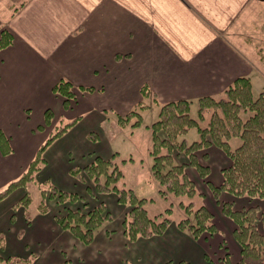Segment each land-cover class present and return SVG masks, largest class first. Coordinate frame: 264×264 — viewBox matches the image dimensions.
I'll return each mask as SVG.
<instances>
[{
  "label": "crops",
  "instance_id": "1",
  "mask_svg": "<svg viewBox=\"0 0 264 264\" xmlns=\"http://www.w3.org/2000/svg\"><path fill=\"white\" fill-rule=\"evenodd\" d=\"M9 7L0 0V30L13 35L0 49V131L11 146L7 154L0 149V188L22 172L61 116L78 119L45 150L48 164L37 177L51 176L58 188L84 193L69 167L95 155H120L108 132L115 124L107 112L125 114L141 99L150 107L153 97L163 103L218 95L239 76L250 77L252 84L264 67V0H22ZM60 78L95 90L75 89L76 99L65 107L64 97L52 90ZM142 85L149 92L144 98ZM48 107L53 119L39 129ZM91 128L98 142L87 138ZM198 159L209 166L206 179L214 184L231 162L214 144L200 150ZM120 160L124 177L128 164H141L135 157ZM147 165L152 177L151 160ZM188 173L203 193L201 202L213 212V233L194 239L173 219L164 233L128 242L122 233L127 206L109 193L101 198L113 220L85 244L57 224L54 216L62 206L53 201L47 213L33 211L27 222L24 208L12 207L23 193L17 188L0 201V231L5 233L0 254L34 253L33 264H226L228 253L231 264L240 255L235 223L222 213L196 170L188 167ZM219 198L235 208L264 206L261 198L228 192Z\"/></svg>",
  "mask_w": 264,
  "mask_h": 264
},
{
  "label": "trees",
  "instance_id": "2",
  "mask_svg": "<svg viewBox=\"0 0 264 264\" xmlns=\"http://www.w3.org/2000/svg\"><path fill=\"white\" fill-rule=\"evenodd\" d=\"M13 41L12 33L7 29L0 30V49ZM94 91L93 86L78 85L74 87L70 81L60 78L52 86V90L64 97L65 107L70 100L77 97L76 90ZM141 94H149L145 85L141 86ZM158 104L156 118L148 125L151 130L149 154L151 156V175L158 184L159 195L170 203L163 212L150 215L146 204L153 199L139 197L133 188L124 181V172L116 160L114 152L111 156L95 155L84 165H72L68 173L85 186L84 193L56 187L48 179L38 182L40 198L36 204V212L47 213L49 202L53 201L62 209L55 214L57 224L71 233L76 239L88 244L95 234L113 220L112 213L103 194H115L119 204L127 208L122 219V233L128 242L142 237H151L165 232L173 222L171 212L173 206L182 212L176 225L187 231L194 239L204 232L216 230L213 212L203 203V193L198 190L188 167L197 174L209 187L213 197L220 203L221 211L234 223L233 236L240 247L239 258L231 264H264V206L248 205L235 208L232 201H222L221 192L233 196H247L264 200V88L254 96L251 79L239 76L228 84L218 95H203L194 99H176ZM149 104L141 99L125 114L116 113L117 122L123 126L127 123L139 125L142 122L141 110ZM53 119L51 108L44 110L42 129ZM78 116L58 122L47 137L38 146L34 156L15 178L0 188V201L17 188H23L22 195L12 205L13 209L22 206L27 222L31 195L26 188L35 182L37 172L45 165L44 151L57 138L65 134L77 121ZM198 131V138L188 140V130ZM96 133L88 136L95 138ZM233 139H238L232 144ZM214 144L231 160L221 169L222 180L214 184L207 180L209 166L198 159V152ZM0 149L3 154L11 151L7 136L0 131ZM206 157V152L203 153ZM124 161V159H122ZM14 214L11 219L14 220ZM5 233L0 231V249H3ZM35 254L28 257L11 255L2 257L4 264H33ZM223 260L230 263L228 253ZM182 264H187L183 262Z\"/></svg>",
  "mask_w": 264,
  "mask_h": 264
},
{
  "label": "rangeland",
  "instance_id": "3",
  "mask_svg": "<svg viewBox=\"0 0 264 264\" xmlns=\"http://www.w3.org/2000/svg\"><path fill=\"white\" fill-rule=\"evenodd\" d=\"M20 1L22 0H4V3L7 5L11 4L14 7L15 5H18ZM13 7H9L8 9H12ZM262 62H264V59ZM261 69H263V71H257V76H259L260 79L257 76H253L255 77L252 80V85H253L252 88H253L254 96H256L258 92L264 88V86L261 85V83L262 84L264 83L263 82L264 81V67ZM157 110H158V104H155V103L151 104L149 108L141 110L142 122L136 126L131 125L130 123H127L126 125H123V126L118 125L117 122L115 121L116 115L113 112H107V116H106L107 119L114 120L115 125L110 126L108 129V132L114 134L115 136L114 142L119 147L118 149H119L120 155H118L116 158L119 161V163L122 164V161L120 159L123 156L124 157H127V156L135 157L136 162L137 161L141 162V164L137 166L136 165L131 166L130 164H128L125 167L126 177H124L125 179L124 181H126V185H128V187H131L134 189L135 193L139 197L144 196V197H149L153 199L152 201H148V203L146 204V208L150 215H154L158 212H163L164 209L170 205L168 201H166L159 195L158 186L152 181L153 180L152 177L147 176L148 169H149L147 164L151 160V157L149 154L151 135H150V128L148 127L147 124H149L156 117L157 112H158ZM65 120H68V118L61 116L59 122L62 123ZM90 132L96 133L95 138L89 137L88 134L86 135L87 138L90 140V142H98L99 136H98L97 130L91 128V130L88 133ZM185 136L189 141L192 139H196L198 138V131L195 129H190L187 131ZM236 142H238V139H233L232 144L234 145L236 144ZM47 164H48V161H46L45 165ZM140 173L142 175H140ZM50 177H47L43 180H39L36 174V177H35L36 181L30 182L27 184L26 188L29 190L30 195H31V204L28 208L29 213H33V211L36 212L35 206L41 195L38 182L48 179L52 184H54ZM54 185L58 187L56 184ZM181 215H182L181 210L177 208L176 206H173L171 217L174 220H178L181 217Z\"/></svg>",
  "mask_w": 264,
  "mask_h": 264
}]
</instances>
